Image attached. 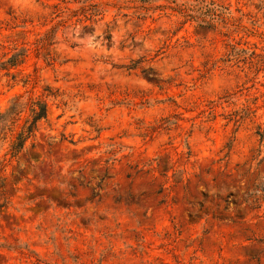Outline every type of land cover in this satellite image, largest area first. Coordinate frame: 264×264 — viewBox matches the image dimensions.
Here are the masks:
<instances>
[{"label": "rangeland", "instance_id": "obj_1", "mask_svg": "<svg viewBox=\"0 0 264 264\" xmlns=\"http://www.w3.org/2000/svg\"><path fill=\"white\" fill-rule=\"evenodd\" d=\"M45 88L0 264H264V0H0V113Z\"/></svg>", "mask_w": 264, "mask_h": 264}, {"label": "trees", "instance_id": "obj_2", "mask_svg": "<svg viewBox=\"0 0 264 264\" xmlns=\"http://www.w3.org/2000/svg\"><path fill=\"white\" fill-rule=\"evenodd\" d=\"M199 1V0H198ZM202 3L206 0H200ZM174 8V7H173ZM182 11L187 12L190 8L182 4L181 7L177 6ZM206 11L198 15L188 16L199 21L202 25H208L209 27H220L229 25L231 22V16L229 15V7L218 4L211 1L206 5ZM53 36L47 35L38 40L40 45L39 48L47 49L53 44ZM28 48L24 49L25 53H22V57L26 55ZM21 56V55H20ZM18 56H14L11 60V64L18 65L21 61ZM47 93H43L42 96H29L25 98L24 95L18 94L12 99V103L9 108L4 112L0 113V138L5 135L7 130L13 131V127L19 123L20 120L24 118V114L28 115L24 118V123L21 126L20 131H18L14 137L11 144V153L13 156L18 155L25 147L29 139L35 136V132L38 130L39 122L48 117L49 113V101L48 97L51 96V90L45 88ZM1 189V186H0Z\"/></svg>", "mask_w": 264, "mask_h": 264}]
</instances>
